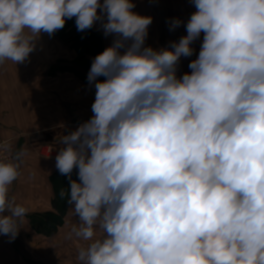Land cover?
<instances>
[{"label": "clouds", "instance_id": "obj_1", "mask_svg": "<svg viewBox=\"0 0 264 264\" xmlns=\"http://www.w3.org/2000/svg\"><path fill=\"white\" fill-rule=\"evenodd\" d=\"M192 3L187 34L157 50L145 46L152 17L133 0H0V64L24 63L41 33L73 17L80 32L100 21L115 36L87 75L93 115L55 158L69 180L60 197L78 217L68 238L88 242L79 264H264V0ZM26 155L0 157L9 242L28 213L9 195Z\"/></svg>", "mask_w": 264, "mask_h": 264}, {"label": "crops", "instance_id": "obj_2", "mask_svg": "<svg viewBox=\"0 0 264 264\" xmlns=\"http://www.w3.org/2000/svg\"><path fill=\"white\" fill-rule=\"evenodd\" d=\"M133 2L136 5L134 12L152 17L145 46L157 50L170 48L171 42H178L186 35L185 25L196 11L192 0ZM175 18L183 23L175 30H170V21ZM93 28L91 29L95 32ZM95 33L102 34L101 31ZM101 36L105 50L112 45L115 36H105L104 33ZM202 41L203 33L191 45L194 49L192 56L180 58L176 72L178 78L191 73L188 65L198 57ZM77 57L76 50L70 44L41 33L34 51L24 63L15 64L11 60H5L0 64V131L5 138L17 144V151L27 149V155L20 164V176L10 186L9 195L28 209L19 225L18 235L12 242H9V236L0 234V264H61V259L67 258L65 251L68 248L66 250L59 242L57 233L65 228L68 215L72 222L68 223L69 226L62 233L65 239L71 230L70 226L77 221L74 218L78 217L73 215L71 208L65 216L64 224L51 237L38 233L28 216L33 213L54 212V191L50 178L57 170L55 158L62 146L61 138L93 115L91 106L95 93L80 76L82 69L76 66ZM94 58L88 57L91 61ZM87 91L91 94H87L90 99L84 97ZM44 147L53 149L52 157L41 155ZM98 231L101 232L99 229ZM61 253L63 257L60 259ZM73 253V263L79 264L78 250Z\"/></svg>", "mask_w": 264, "mask_h": 264}, {"label": "trees", "instance_id": "obj_3", "mask_svg": "<svg viewBox=\"0 0 264 264\" xmlns=\"http://www.w3.org/2000/svg\"><path fill=\"white\" fill-rule=\"evenodd\" d=\"M75 20V17L72 19L66 20L65 26L54 33V37L58 38L61 41H64L67 44H70L72 48H74L78 54L76 59V66H79L82 69V74L80 75L85 83L89 85L93 93H95L94 83L89 84L87 80V72H89L92 61L88 59L89 56L95 57L98 55L97 48L94 47V41H98L97 43L101 44L103 48L102 52L104 51V43L101 34L95 33L92 29H87V31L79 32L76 30L75 38L73 36H68V33L72 29V21ZM75 25V23H74ZM68 31V32H67ZM66 37H73L71 39H66ZM92 38V43L88 39ZM88 61V62H86ZM86 63L83 66V63ZM85 72L86 74H84ZM98 80H104V77H98ZM77 169H74L71 177L74 180H78L77 176ZM51 186L54 191L53 197V207L54 212H40V213H33L28 216L29 221L32 227L41 234H45L47 236L54 235L59 227L64 224L65 216L72 205L67 203V197L61 199L60 191L61 189H68L69 188V180L65 175H62L58 170H56L51 178H50Z\"/></svg>", "mask_w": 264, "mask_h": 264}, {"label": "rangeland", "instance_id": "obj_4", "mask_svg": "<svg viewBox=\"0 0 264 264\" xmlns=\"http://www.w3.org/2000/svg\"><path fill=\"white\" fill-rule=\"evenodd\" d=\"M98 11H99V9H98ZM72 29L68 32V33H66L68 36H73L74 38L76 37V36H74L75 34H76V30H77V27H76V24L74 25V23H75V20H73L72 22ZM95 26V28H98L101 32H102V34L104 33L103 32V29L101 28V22H99V21H97V23L94 25ZM61 30V29H60ZM87 31V30H86ZM80 32V31H79ZM101 34V35H102ZM73 37H66V39H71V38H73ZM89 41H90V43H92V38L91 39H88ZM98 41H94V47L95 48H97V50H98V53L100 54V53H102V50H103V48L101 47V44L100 43H97ZM86 62H88V61H86ZM85 62L83 63V66H85ZM87 74H88V72L87 71H85ZM78 83V82H77ZM84 88V87H83ZM86 88H84V90H85ZM90 94V92L89 91H87V93L85 94V99H90L91 97H89L88 95ZM90 96H91V94H90ZM46 150V147H44L43 149H42V153L44 152ZM46 153V152H45ZM71 208V207H70ZM74 219H77V221H78V218H74ZM77 221L76 222H74V223H72V225L70 226V228H72V226L74 225V224H76L77 223ZM66 225H65V228L67 227V225H68V223L70 224V222H72V220H70V218H69V215L66 217ZM69 226V225H68ZM64 228V229H65ZM64 229H63V231H64ZM63 231H61L60 233H57L58 235H57V237H58V240H59V242L60 243H62L63 245H64V247H66V250H67V248H68V250L67 251H65L66 253H67V258L66 257H63V255H62V253L60 254V259L61 260H63V262H61V264H74L73 263V258H71V257H73L74 256V251H77L78 250V248L81 246V245H86L88 242H86V241H82V240H80L79 238H76L75 236H73L71 239H69L68 238V234L66 235L67 236V238L65 239L63 236H62V233H63ZM70 232V231H69ZM97 236L99 237V236H101L102 235V233L101 232H99L98 231V229H97ZM53 236V235H52ZM51 237V236H50ZM57 237L55 238V240H54V242L57 240ZM45 240H47V242L48 243H52V242H50L49 241V239H45ZM64 241H65V243H64ZM72 248H76V250H72ZM54 252H55V250H54ZM77 254V253H76ZM76 258V257H75Z\"/></svg>", "mask_w": 264, "mask_h": 264}, {"label": "built area", "instance_id": "obj_5", "mask_svg": "<svg viewBox=\"0 0 264 264\" xmlns=\"http://www.w3.org/2000/svg\"><path fill=\"white\" fill-rule=\"evenodd\" d=\"M93 30L95 32H100V30L98 28H95V27L93 28ZM3 142H7L8 144H10L11 145V150L10 151L0 152V157H3L6 161L7 160H12L15 152L17 151V144L13 140L5 138L1 134V131H0V143H3ZM52 154H53V149L51 147H46V150L43 153L41 152V155L44 156V157H52L53 156Z\"/></svg>", "mask_w": 264, "mask_h": 264}]
</instances>
